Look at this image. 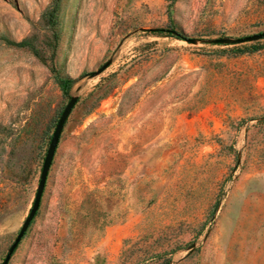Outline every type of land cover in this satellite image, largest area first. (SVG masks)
Returning a JSON list of instances; mask_svg holds the SVG:
<instances>
[{"label":"rangeland","instance_id":"374dc122","mask_svg":"<svg viewBox=\"0 0 264 264\" xmlns=\"http://www.w3.org/2000/svg\"><path fill=\"white\" fill-rule=\"evenodd\" d=\"M263 33L264 0H0V264L74 98L9 264H264Z\"/></svg>","mask_w":264,"mask_h":264},{"label":"water","instance_id":"95a60500","mask_svg":"<svg viewBox=\"0 0 264 264\" xmlns=\"http://www.w3.org/2000/svg\"><path fill=\"white\" fill-rule=\"evenodd\" d=\"M168 32L175 33L173 31H168ZM263 38H264V33L263 34H259V35H255V36H251V37H247V38H245L243 40H239V42L257 41V40H260V39H263ZM188 42L192 43V42H194V40L189 39ZM215 42L218 43V44H222V43H225L226 40L220 39V40H216ZM76 104H77V99L76 98L72 99L68 103V105L66 106L65 110L63 111V113H62V115L60 117V120H59V122L57 124V127H56V130H55V132L53 134V138L51 140V143H50V146H49L46 158H45V162H44V165H43L41 179H40V183H39V186H38V190H37V194H36V198H35L33 209L31 211V213L29 214L27 220L23 224V227H22L17 239L15 240L14 244L11 246V248H10V250H9V252H8V254H7V256H6V258H5V260H4V262L2 264H9L13 253L15 252L17 246L19 245V243L21 242V240L24 237L25 233L27 232L31 222L33 221V219H34V217H35V215H36V213H37V211H38V209L40 207L42 196H43V193H44V190H45V186H46V182H47V178H48V174H49V170H50V167L52 165V162H53L56 150H57V146L59 144V141H60L64 126H65L69 116L71 115L73 109L75 108Z\"/></svg>","mask_w":264,"mask_h":264},{"label":"trees","instance_id":"16d2710c","mask_svg":"<svg viewBox=\"0 0 264 264\" xmlns=\"http://www.w3.org/2000/svg\"><path fill=\"white\" fill-rule=\"evenodd\" d=\"M57 10V6L54 8V11L55 12ZM159 32L163 33L164 31L162 30H159ZM179 39H184L182 36H178ZM0 39H2L0 37ZM8 43H11V42H8ZM18 47H24L27 45V42H22V43H19V44H16V43H12ZM60 86L62 87V90L64 91V93H68L71 86H72V82L70 80H67V79H63V80H60Z\"/></svg>","mask_w":264,"mask_h":264}]
</instances>
